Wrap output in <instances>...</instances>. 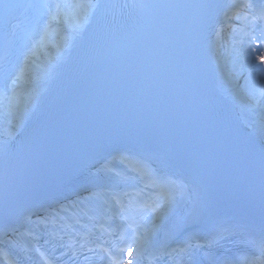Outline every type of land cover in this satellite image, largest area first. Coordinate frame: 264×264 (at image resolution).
<instances>
[{
    "label": "snow or ice",
    "instance_id": "snow-or-ice-1",
    "mask_svg": "<svg viewBox=\"0 0 264 264\" xmlns=\"http://www.w3.org/2000/svg\"><path fill=\"white\" fill-rule=\"evenodd\" d=\"M203 5H195L191 3L178 2V0H164L160 3H147L145 0H133V3H125L123 7H131L138 9H152L163 10L165 13L178 12L183 9H191L202 7ZM17 5L8 2V0H0V16H10L11 11ZM45 7L49 10L47 28L53 22H60L61 14L66 9H77V25L73 29L76 31H84L90 21L92 14L96 9L102 7L100 0H75V2L68 3L66 0H60L54 4H47ZM229 11L224 13V22L233 18L240 22L241 28H233V33L242 34L240 43L246 44L243 48L244 53V67L247 70V85H253L251 91L248 92V104L246 107L250 111L259 110L261 114L260 120L257 122L261 148L259 151V158L256 159L253 153H240L237 155L236 146L220 131L219 127L213 122H209L205 134L200 137L202 144H207L208 150L203 148L190 152L187 156L186 162L194 166L197 171L201 168L212 167H228L241 166L247 175L251 178L248 185L249 204L235 209L236 215L228 216L227 218L219 215L220 205L204 195L196 185L189 186L187 184H180L179 194L172 192L165 196L162 200L144 201L139 206L133 209L131 202L129 207L125 209L126 212L135 211L137 213H146L151 215H163L170 212L176 205L178 198L183 199L187 197L190 208L185 219V223L197 224L206 223L207 232L201 238L197 239L195 243L191 240L186 242L183 247L173 249L189 257L190 264H264V0H260L259 4L253 3V0H230L227 5ZM224 22L217 30V36L223 31ZM246 38V39H245ZM70 48L71 45L69 44ZM111 41L108 37L101 38L94 49L95 55L101 60L105 58L106 50H110ZM23 75L21 69L13 78L12 85L15 86L17 81ZM128 119L127 112L125 113V120ZM138 135L141 137L150 136L152 125L148 121L135 122ZM258 164L259 173V226L256 229V217L254 214V207L252 200L256 191V169ZM144 171H148L145 167ZM170 184L176 185L175 181H169ZM237 216L244 217L237 219ZM126 227L124 233L131 231L132 242L125 244V235L121 233V244L115 250L108 248L102 249L107 254L109 264H132V262L125 261L124 255L131 256L133 252L142 254L146 250V245L149 243L148 238L141 239L137 235L138 225L135 219H130L128 215L124 216ZM237 238V242L245 244L249 249V253L238 257L229 258L220 255L216 250L223 246V242ZM83 246V245H82ZM90 251L92 249H89ZM46 264L49 262L46 261ZM176 264H181L177 261Z\"/></svg>",
    "mask_w": 264,
    "mask_h": 264
},
{
    "label": "bare ground",
    "instance_id": "bare-ground-1",
    "mask_svg": "<svg viewBox=\"0 0 264 264\" xmlns=\"http://www.w3.org/2000/svg\"><path fill=\"white\" fill-rule=\"evenodd\" d=\"M57 2H60V0H58ZM66 2H68V0H66ZM78 13L79 10L76 12V14L70 15L69 17H66V19L64 20V24H63V32L65 34L64 43L57 48H53L52 55L49 56L48 58H45L43 60V64H41L42 66H40V68L36 71V73L32 75L31 79L28 81L29 82L28 85L30 86L31 89L30 94L29 96L24 97L22 99V104L19 107V109L15 113H13L9 111L6 108L7 105H5L3 116L1 118L2 130L5 135H12L19 130L20 126L22 125L25 119V116L27 115L28 110L38 102L37 92L42 90L44 88V82L48 81L56 73V70L54 69V65L56 63H59L64 58L65 54L68 51V45L71 43L72 39L74 37H77L78 35V31L76 32L73 31V29L76 27L78 23L77 21ZM242 38L243 37H240V39ZM221 39H223L224 42V47L222 51L231 54L239 53L240 59H237V61H233L232 59H229L227 61L222 60L221 63V61L218 58H216L215 53L219 50L221 46L219 44ZM240 39L238 38V41H236L237 39H235L234 37H230V38H225L223 36L220 37V35L217 36V30L214 31V35L210 40V44H209L210 52L208 55L210 62V78L212 79L214 87L217 90V92L221 94L223 97L225 96L236 107V110H238V114L241 120L244 121L246 125L251 127L254 132L258 133V129L256 128V125L257 122L259 121L258 119L261 117V114L259 110L256 111L248 110V108L246 107L247 104H245L246 99L243 95L241 96L242 88H240V85H243L245 88H248L250 90H252L253 85L249 84L246 87L245 82L247 79V70L243 64L244 61L243 48L246 47V44L242 45L239 42ZM227 41L230 43L227 44ZM225 70H229V72L233 75L238 74L240 77L239 83L238 84L235 83L234 81L235 77L231 78L228 75H226ZM25 86H26L25 84L17 82L16 85L13 87L21 91ZM164 188H169V186H164ZM171 188L163 192L161 196L162 199L165 196L171 194L172 192L179 194L180 191L179 187H174L172 185ZM156 198L158 199V197ZM179 200L180 199L178 198L175 206L179 204ZM170 212H167L160 216L154 215L151 221L144 220L143 224L141 225L143 226L141 230V234L139 235L141 239L147 237L149 241L153 232L159 228L160 222H162L166 214H169ZM135 255H137V253L133 252L131 256L124 255L123 259L127 262L131 260V258L134 257Z\"/></svg>",
    "mask_w": 264,
    "mask_h": 264
},
{
    "label": "rangeland",
    "instance_id": "rangeland-1",
    "mask_svg": "<svg viewBox=\"0 0 264 264\" xmlns=\"http://www.w3.org/2000/svg\"><path fill=\"white\" fill-rule=\"evenodd\" d=\"M72 2H75V0H68V3H72ZM77 11H78L77 9L63 10L61 14L62 18L60 22H53L51 26L47 28V33L45 32V28L46 25H48L49 20L48 18L46 19L45 25L43 26L41 31L40 38L35 42L33 47H31L29 50L26 51L25 57L22 59L21 66L18 70L19 72L21 69H23V75L17 82L23 83L26 86L20 91L17 88H14L11 83L9 96L7 102L5 103V105H7L6 108L9 111L15 113L21 106L22 99L24 97L29 96L31 89L30 86L28 85L29 84L28 81L31 79L32 75L36 73V71L40 68V66H42L41 64H43V60L52 55L53 48H57L64 43L65 41V34L63 32L64 20L66 19V17H69L72 14H76ZM231 21H234L236 23H232V26L228 32L226 33L221 32V34L226 36V38H230V37L236 38L238 33H233V28L235 27L236 29H239L242 26L240 22L237 21L235 18H233ZM229 43L230 42L227 41V44ZM223 47L224 46L222 45V47H220L219 50L215 53L216 58H218L221 61V63L222 60L227 61L229 59H232L233 61H237V59H240L239 53L231 54L224 52L222 51ZM225 73L231 78L235 77L234 80L235 83L236 84L239 83L240 77L238 74L233 75L229 72V70H225ZM240 88H242L241 96L243 95L245 97L246 99L245 104H248V92L251 90L245 88L243 85H240ZM260 118L258 120H260ZM151 218L153 219V216ZM151 218H149L148 221H151L152 220Z\"/></svg>",
    "mask_w": 264,
    "mask_h": 264
}]
</instances>
